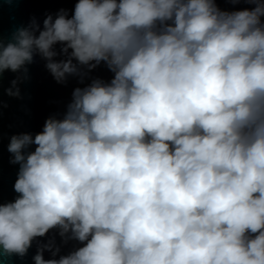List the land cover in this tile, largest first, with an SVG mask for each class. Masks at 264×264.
Segmentation results:
<instances>
[{
  "label": "clouds",
  "instance_id": "obj_1",
  "mask_svg": "<svg viewBox=\"0 0 264 264\" xmlns=\"http://www.w3.org/2000/svg\"><path fill=\"white\" fill-rule=\"evenodd\" d=\"M227 2L77 0L0 39L7 96L37 56L84 85L9 137L0 256L55 232L81 246L33 264H264V0Z\"/></svg>",
  "mask_w": 264,
  "mask_h": 264
},
{
  "label": "water",
  "instance_id": "obj_2",
  "mask_svg": "<svg viewBox=\"0 0 264 264\" xmlns=\"http://www.w3.org/2000/svg\"><path fill=\"white\" fill-rule=\"evenodd\" d=\"M77 0H0V39L8 40L11 34L20 26H26L35 17L42 25L46 14H55L65 8L70 12ZM221 8L231 10L227 0H217ZM247 5L240 4L242 8ZM59 49V46H57ZM63 57H58L61 59ZM29 79L19 85L22 99L9 97L5 89L11 86V81L17 74L10 71L0 75V103L7 107H0V203L12 201L18 194L13 191L19 165L9 163L10 154L7 152L9 137L24 132L36 133L42 130L45 119L53 114L62 115L71 100L75 87H83L78 78L69 77L66 85L57 84L45 68V61L39 56L28 66ZM108 81L112 77L103 65L90 74ZM90 82L85 80V84ZM34 150V147L31 149ZM55 239L60 248L59 255H67L74 248L81 246L75 241L64 243L59 235L50 232L44 238H38L29 249L28 254L21 258L16 255L0 256V264H33L32 257L36 254L38 244ZM44 258L49 259L51 253L45 252ZM56 258H59L57 256Z\"/></svg>",
  "mask_w": 264,
  "mask_h": 264
}]
</instances>
